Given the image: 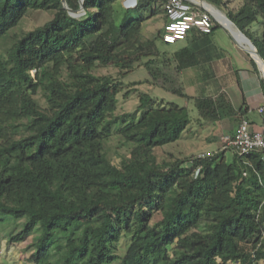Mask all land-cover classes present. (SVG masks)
Listing matches in <instances>:
<instances>
[{
    "label": "trees",
    "instance_id": "trees-1",
    "mask_svg": "<svg viewBox=\"0 0 264 264\" xmlns=\"http://www.w3.org/2000/svg\"><path fill=\"white\" fill-rule=\"evenodd\" d=\"M207 1L264 59V0L239 8ZM66 2L80 9V0ZM118 2L85 0V15L73 18L62 0H0V44L12 40L7 56L0 54V215L23 220L10 243L34 235L33 264H264V152L159 161L156 150L179 142L191 125L188 107L156 106L141 93L140 118L116 116L123 80L138 68L157 80L162 47L174 46L163 30L145 38L144 17L126 13L119 21ZM153 3L158 15L161 0H140L136 9ZM31 11L54 17L11 35ZM260 18L257 36L251 27ZM219 27L210 34L195 28L179 42L177 72L211 63ZM110 66L117 77L96 73ZM164 89L194 101L208 119L240 124L248 112L245 99L236 110L224 93L216 99ZM115 134L132 145L119 164L106 150ZM124 237L130 244L119 255Z\"/></svg>",
    "mask_w": 264,
    "mask_h": 264
},
{
    "label": "rangeland",
    "instance_id": "rangeland-1",
    "mask_svg": "<svg viewBox=\"0 0 264 264\" xmlns=\"http://www.w3.org/2000/svg\"><path fill=\"white\" fill-rule=\"evenodd\" d=\"M243 0H230L231 8H239ZM151 6L145 8H138L126 10L122 8V3L115 4V9L118 11V20L121 21L127 13L129 19L138 20L141 17L146 18L143 23V35L145 38H154L166 23L164 4L161 3L158 15L152 16ZM214 12H217L221 17H226L225 13L212 7ZM156 9V8H154ZM165 12V13H164ZM54 17L53 11H31L16 27L11 35L22 34L36 29L44 25ZM230 21V20H229ZM262 18L254 23L251 27L255 35L262 33ZM220 27L211 36L213 43V53L218 56L217 62L177 72V61L174 58L175 49L182 43L170 47H162V55L158 57L160 67H163V74L157 80H153L146 68H138L133 73L129 74L124 80V91L119 95V105L116 112L118 118L128 119V117L135 116L140 118L144 112L139 111V96L141 93H148L154 105L176 104L178 106H187L192 119L191 125L184 133L182 139L174 144L159 148L156 150V155L159 161L163 159H185L196 157L202 153H218L222 150L223 139L226 136H232L236 133L239 125L238 118L224 117L223 119L212 120L201 115L195 107L194 101H189L186 98L180 97L167 91L164 87L176 89L182 87L186 93L191 97H214L219 98L221 93L226 94L227 100L232 103L236 110L240 109L244 104V97L242 98L240 86L237 84L236 68L245 70L250 68V59H253V50H248L240 45L234 37L229 33L230 31L217 23ZM15 31V32H14ZM229 31V32H228ZM12 40L8 39L0 44V54L7 56L8 50L11 47ZM246 49V50H245ZM248 51V53L246 52ZM223 54L220 56V54ZM254 55V54H253ZM99 75H112L117 77L118 69L114 66L99 68L96 71ZM132 83H141L137 86H132ZM130 85V86H129ZM135 90L129 99H124L126 91ZM38 100L45 104L43 96H37ZM253 116V114L251 115ZM132 149V145L127 143L118 135H113L106 143V150L109 158L115 163L119 164L122 157L128 156ZM232 152L227 153L228 159ZM230 160V159H229ZM3 220V221H1ZM23 220H15L12 216L2 217L0 215V264H33L32 254L34 248L32 247L34 235L26 242L21 244H11L10 238L16 235L22 229ZM37 233V232H36ZM129 238L124 237L118 248L119 255L126 253L130 244Z\"/></svg>",
    "mask_w": 264,
    "mask_h": 264
},
{
    "label": "built area",
    "instance_id": "built-area-1",
    "mask_svg": "<svg viewBox=\"0 0 264 264\" xmlns=\"http://www.w3.org/2000/svg\"><path fill=\"white\" fill-rule=\"evenodd\" d=\"M164 4L168 22L163 27V41L175 45L184 41L191 30L198 29L204 34H210L219 23L210 13L201 7V1L196 0H161ZM140 0H122L126 10L136 9ZM204 10V11H202ZM264 119V102L258 108ZM264 121V120H263ZM220 152L238 154L240 157L253 152H264V131L252 130V125L243 119L234 136H226ZM200 157H204L201 155ZM247 176V173H244Z\"/></svg>",
    "mask_w": 264,
    "mask_h": 264
},
{
    "label": "crops",
    "instance_id": "crops-1",
    "mask_svg": "<svg viewBox=\"0 0 264 264\" xmlns=\"http://www.w3.org/2000/svg\"><path fill=\"white\" fill-rule=\"evenodd\" d=\"M123 8V7H122ZM223 54L221 53L220 56ZM213 60L211 62H217L218 56H215L213 53ZM254 62L255 60L252 59ZM252 60L250 59L251 66L250 68H244L237 69L235 72L238 73V76L236 75L237 84L240 86V91L242 98L245 99L246 107L245 110H248L246 114V118L251 125L252 130L254 131H264V119L259 114L258 108L263 105L264 102V74L262 72V69L258 67H254ZM256 63V62H255ZM257 69V70H256ZM236 73V74H237ZM240 78V82H238V78ZM253 114V116H251Z\"/></svg>",
    "mask_w": 264,
    "mask_h": 264
},
{
    "label": "bare ground",
    "instance_id": "bare-ground-1",
    "mask_svg": "<svg viewBox=\"0 0 264 264\" xmlns=\"http://www.w3.org/2000/svg\"><path fill=\"white\" fill-rule=\"evenodd\" d=\"M196 1L200 2L201 0H196ZM200 3H201V5L205 6L209 11H211V13L214 15V17L230 31V33L233 35L234 39L240 45H242L244 48H246L248 50H251V49L253 50L254 55L252 54V56L259 62V64L261 65V69L264 71V65L261 62L260 57L255 52L254 48L252 47L250 40L247 37L243 36L242 33L232 24L231 21H229V19L227 17H221V15L219 13L214 12L215 10L214 11L212 10L213 9L212 7H214V6L209 5V4H205L202 1Z\"/></svg>",
    "mask_w": 264,
    "mask_h": 264
},
{
    "label": "water",
    "instance_id": "water-1",
    "mask_svg": "<svg viewBox=\"0 0 264 264\" xmlns=\"http://www.w3.org/2000/svg\"><path fill=\"white\" fill-rule=\"evenodd\" d=\"M203 3H205V4H209V5H211L207 0H201ZM84 2H85V0H80V9L79 10H77V11H75V10H73V9H71V8H69V6L67 5V2H66V0H62V4H63V7H64V9H66L67 11H68V13H69V15L71 16V17H73V18H80V17H82L83 15H85V13H86V9H85V6H84ZM213 6V5H212ZM201 7L205 10V11H207L208 13H210L213 17H214V15L211 13V11H209L205 6H203V5H201ZM220 11V10H219ZM226 15V14H225ZM226 17L229 19V17L226 15ZM215 18V17H214ZM216 19V18H215ZM217 20V19H216ZM230 20V19H229ZM218 21V20H217ZM231 21V20H230ZM219 22V21H218ZM232 22V21H231ZM219 24L220 25H222L224 28H226L223 24H221L220 22H219ZM232 24L235 26V24L232 22ZM227 29V28H226ZM238 29V28H237ZM228 30V29H227ZM229 32V31H228ZM240 32L242 33V35L243 36H245V37H247L241 30H240ZM230 33V32H229ZM231 34V33H230ZM231 36H232V34H231ZM233 37V36H232ZM248 38V37H247ZM249 39V38H248ZM250 40V39H249ZM250 43H251V45H252V47L254 48V50H255V52L257 53V55L260 57V60H261V62L263 63V65H264V59H263V57L260 55V53L258 52V50H257V48H256V46H255V44L250 40ZM246 52V51H245ZM246 53H248V52H246ZM249 54V53H248ZM253 59L255 60V62H256V64L258 65V67H260L261 68V65L259 64V62L253 57ZM262 72H263V74H264V71L262 70Z\"/></svg>",
    "mask_w": 264,
    "mask_h": 264
},
{
    "label": "clouds",
    "instance_id": "clouds-1",
    "mask_svg": "<svg viewBox=\"0 0 264 264\" xmlns=\"http://www.w3.org/2000/svg\"><path fill=\"white\" fill-rule=\"evenodd\" d=\"M122 3V2H121Z\"/></svg>",
    "mask_w": 264,
    "mask_h": 264
}]
</instances>
